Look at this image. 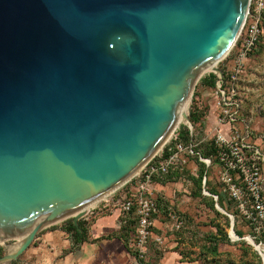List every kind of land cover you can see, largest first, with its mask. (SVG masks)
I'll use <instances>...</instances> for the list:
<instances>
[{
  "label": "water",
  "instance_id": "95a60500",
  "mask_svg": "<svg viewBox=\"0 0 264 264\" xmlns=\"http://www.w3.org/2000/svg\"><path fill=\"white\" fill-rule=\"evenodd\" d=\"M251 3L0 0V246L15 241L0 264L46 227H78L192 127L196 84L210 67L223 77Z\"/></svg>",
  "mask_w": 264,
  "mask_h": 264
},
{
  "label": "rangeland",
  "instance_id": "374dc122",
  "mask_svg": "<svg viewBox=\"0 0 264 264\" xmlns=\"http://www.w3.org/2000/svg\"><path fill=\"white\" fill-rule=\"evenodd\" d=\"M251 4L254 6L253 14L259 18L262 36L254 51L249 55L245 72L236 83L237 98L241 104L236 127L245 135V132L248 131V143L259 147L264 153V0H252ZM229 54L217 64V67L226 73L231 70L233 65ZM212 74L217 76L218 81L219 76L217 74L212 71H205L198 80L192 98L185 110L189 114L192 107L197 106L209 115L212 108V113L216 115V122L211 125V130L206 132L208 125L202 128L198 124L195 128L194 144H196L195 148L201 153L205 152V144L213 138L215 130L218 128L217 118L220 114V109L217 105L219 101L217 87H209L202 83L204 79H208ZM183 126L188 127V124L182 120L176 130ZM170 140L171 137L167 142ZM186 159L187 164L180 171V178L177 181L170 182L166 190L158 189L157 183H154L155 195L157 200H160V207L154 217V236L150 238L147 253L142 258L144 264H259L256 254L259 255L261 253L258 252L255 246H264V233L258 234L237 209L234 200L230 199L226 186L220 179L217 161L213 159L214 162L207 169L205 189L208 192V189L213 188L224 198V205L227 208L225 210L234 219V231L235 228L240 230L243 233V237L250 238L252 243L231 237V227H226L227 221L222 216L225 214L220 212L222 215H218L208 207L205 201L193 196V183L190 177L198 176L199 168L205 163L200 161L197 156L190 155ZM176 170L172 169L170 173L178 172ZM262 177L264 196V163L262 164ZM136 178L135 176L132 182L129 181L94 205L102 206L107 199H112V206L121 208L122 202L130 197L133 192L132 187L135 186ZM205 196L214 200L212 196ZM214 202L218 203V200H214ZM172 215L182 219L183 225L181 228H176ZM70 219L72 218L51 225V228L62 227ZM215 225L221 226L227 232L229 240L221 239L217 243L210 241L209 234L216 232ZM127 234L128 242L130 239L129 244L134 251L136 250L135 242L130 237V231ZM219 236H222V234L219 233ZM155 238H160V240L157 241ZM256 240L259 241V244H256ZM14 242L8 241L6 245L0 246L1 253L4 255ZM243 242L245 243L243 244ZM215 244H218L217 252L212 251ZM171 251H175V253H170ZM261 256L264 264V255L261 254ZM19 260V264H29L28 250L19 257Z\"/></svg>",
  "mask_w": 264,
  "mask_h": 264
},
{
  "label": "built area",
  "instance_id": "2783aa9c",
  "mask_svg": "<svg viewBox=\"0 0 264 264\" xmlns=\"http://www.w3.org/2000/svg\"><path fill=\"white\" fill-rule=\"evenodd\" d=\"M248 18L232 52L229 54L233 65L228 71L227 80L224 81L222 77L216 83L219 96L217 105L220 114L217 118L218 128L211 140L214 141L217 150L216 157L220 179L226 186L230 199L234 200L237 209L253 226L254 230L258 234H262L264 233L262 177L264 153L259 147L248 143V131L245 132V135L236 127L241 109L240 101L237 98L236 83L245 72L249 55L257 46L262 35L259 18L251 13H249ZM188 128L193 134V126L188 125ZM195 147L194 141L189 145L181 143L178 133L175 131L171 140L157 155V159L151 160L136 176L135 186L132 187L133 192L121 204V211L124 215L134 216L136 219L135 229L131 237L135 242V251L140 259L147 253L148 242L154 236V217L159 211L154 188L155 178L165 177L172 169L182 171L187 164L186 157L190 155L198 156L207 168L213 163L212 158H203L195 151ZM164 150L166 156L163 154ZM205 185L206 178L203 180V192L206 191ZM172 218L175 220L176 228H181L182 219L176 215H172ZM155 239L160 240V238Z\"/></svg>",
  "mask_w": 264,
  "mask_h": 264
},
{
  "label": "crops",
  "instance_id": "0c3cea01",
  "mask_svg": "<svg viewBox=\"0 0 264 264\" xmlns=\"http://www.w3.org/2000/svg\"><path fill=\"white\" fill-rule=\"evenodd\" d=\"M205 122L207 132L216 122L212 108ZM169 183H157L158 189L166 190ZM111 201L107 199L102 206H91L79 220L88 238L74 249L71 235L62 227L43 229L28 248L29 264H142L122 238L121 228L132 218L125 216L121 208L113 207Z\"/></svg>",
  "mask_w": 264,
  "mask_h": 264
},
{
  "label": "trees",
  "instance_id": "16d2710c",
  "mask_svg": "<svg viewBox=\"0 0 264 264\" xmlns=\"http://www.w3.org/2000/svg\"><path fill=\"white\" fill-rule=\"evenodd\" d=\"M250 13L252 15H254L253 14L254 13V6H253V4H251ZM260 27H261V25H260ZM261 36H260V38H261ZM254 49H253V51H254ZM227 77H228V72L226 73L223 70V78H224V81L227 80ZM216 82H217V76L214 75V74H212L208 79H204L202 81V83L204 85L209 86V87H216ZM206 116H207V112H205L203 110H200L199 107H197V106L192 107V110H191V113H190V120H191L192 126H193V134H191L189 128L186 127V126H183L182 128H178L176 130V133H178L179 141L181 143H183L184 145H189L192 141H194V135H195V130H196L195 128H196V126L198 124L202 128H205ZM204 149H205V152H203V153H201L196 148H195V151L198 152L203 158H212V159H215V161H217V157H216L217 156V150L215 148V145H214V141L213 140L208 141V143L205 144ZM163 154L166 156L165 150H164V153ZM157 157L158 156H156L154 159H157ZM197 158L199 159L198 156H197ZM204 165L202 164V166L199 168L198 176H191L190 177L191 178V181L193 183V192H192L193 193V196L195 198H200L202 201H205V203L208 205V207H210L218 215H222L216 209V207H215V204L216 203L214 202V200L212 198H210L208 196H205L203 194V180H204V178H206V183H207V174H208L207 173L208 172L207 169H209V168H207ZM178 178H180V172L179 171L178 172H172V173L168 174V176L163 177V178H155L154 181L156 183L165 184V183H168V182L177 181ZM208 192L211 193V194H213V195L218 196V204L224 210L227 209V208H225L224 198L222 196H220L213 188L208 189ZM157 202H158V207H160V200H157ZM222 216L227 221L226 227L230 228L231 227V223L229 222L228 216H225V215H222ZM130 218H132V219H128L127 222H126V224L121 228L122 229V233H123L122 234V238H123L126 246H128V247H129V242H128V238H127V235H128L127 232L130 231V233L132 234L134 232L135 225H136V219H135V217L134 216H130ZM65 223L66 224L64 226H62V229L71 235V239H72V243H73L72 249L78 247L79 244H81V243H83L84 241L87 240L88 237H87V233L85 231V228L83 226V222H80L79 225H78V227H76L73 224V219L67 220ZM131 226H133V228H130ZM214 227L216 228V232H212L211 234H209V236H210L209 239H210V241L212 243L213 242H216L217 243L221 239H227V240H229L227 232L224 231L221 228V226L215 225ZM219 233L222 234V236H219ZM235 233L239 237H243V233L240 230H237L236 228H235ZM244 243L245 242H243V244ZM256 244H259V241L258 240H256ZM130 250H131V253L133 255H135L142 264H144L143 260L138 257L137 252L135 250L133 251L131 247H130ZM212 251H214V252H217L218 251V244H215V246H213ZM2 255L3 254L0 251V256H2ZM256 258L258 259L259 264H263L262 263V258H261L260 255L256 254ZM19 262H20V260L18 259L17 261L12 262L11 264H19Z\"/></svg>",
  "mask_w": 264,
  "mask_h": 264
},
{
  "label": "bare ground",
  "instance_id": "6f19581e",
  "mask_svg": "<svg viewBox=\"0 0 264 264\" xmlns=\"http://www.w3.org/2000/svg\"><path fill=\"white\" fill-rule=\"evenodd\" d=\"M212 68H214V67H210L208 70H206V71H212L213 69ZM186 110V109H185ZM97 204V203H96ZM95 206V205H94ZM88 212V211H87ZM248 243H252V240L250 239V238H248ZM256 247V249L258 250V252H260L261 254H263L264 255V246H262V245H256L255 246ZM262 257V256H261ZM263 259V258H262Z\"/></svg>",
  "mask_w": 264,
  "mask_h": 264
}]
</instances>
